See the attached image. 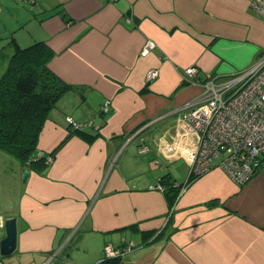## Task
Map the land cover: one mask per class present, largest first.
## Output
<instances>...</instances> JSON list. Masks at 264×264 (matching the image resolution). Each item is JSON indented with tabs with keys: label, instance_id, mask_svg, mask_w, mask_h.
I'll return each instance as SVG.
<instances>
[{
	"label": "crops",
	"instance_id": "1",
	"mask_svg": "<svg viewBox=\"0 0 264 264\" xmlns=\"http://www.w3.org/2000/svg\"><path fill=\"white\" fill-rule=\"evenodd\" d=\"M11 41L45 43L49 69L77 87L40 135L53 163L10 168L19 190L0 205V240L3 220L17 218L14 264H95L106 247L129 245L122 264H264V165L243 185L218 167L188 182L178 111L208 78L223 83L264 55V19L249 0H0L1 72ZM69 118L95 127L68 135Z\"/></svg>",
	"mask_w": 264,
	"mask_h": 264
},
{
	"label": "built area",
	"instance_id": "2",
	"mask_svg": "<svg viewBox=\"0 0 264 264\" xmlns=\"http://www.w3.org/2000/svg\"><path fill=\"white\" fill-rule=\"evenodd\" d=\"M249 4L264 19V0H249ZM152 46L149 43L147 48ZM197 74L195 66L186 70L188 77ZM157 76L158 71L153 69L147 80ZM204 86L201 95L178 110L186 128L182 153L189 156L190 173L194 177L218 167L233 182L243 185L255 177L264 164V55L254 66L233 78L223 83L208 78ZM68 121L75 127L80 126L72 118ZM53 161L54 157L48 155L47 163L50 165ZM174 209L175 206L167 218ZM132 248L133 245L108 246L105 256L122 257ZM0 264L3 263L0 261Z\"/></svg>",
	"mask_w": 264,
	"mask_h": 264
},
{
	"label": "trees",
	"instance_id": "3",
	"mask_svg": "<svg viewBox=\"0 0 264 264\" xmlns=\"http://www.w3.org/2000/svg\"><path fill=\"white\" fill-rule=\"evenodd\" d=\"M12 43V56L5 69L0 71V154L22 169L41 173L49 166L48 155L54 156L53 153H39L38 144L44 125L65 93L77 87L49 69L48 63L53 54L45 43L38 42L25 48ZM92 125L75 127L69 124L68 135L79 129L85 133L86 127H95ZM96 135L93 133V136ZM168 178L170 176L166 175L161 180L166 192L174 184ZM194 179L191 174L188 182ZM178 194L177 190L174 196ZM170 220V217L166 219L164 229ZM103 258L105 260L100 264H122L120 257Z\"/></svg>",
	"mask_w": 264,
	"mask_h": 264
},
{
	"label": "rangeland",
	"instance_id": "4",
	"mask_svg": "<svg viewBox=\"0 0 264 264\" xmlns=\"http://www.w3.org/2000/svg\"><path fill=\"white\" fill-rule=\"evenodd\" d=\"M6 41L7 40H3V43L1 44V46L2 45H4V44H6ZM1 46H0V48H1ZM2 69H0V71H1ZM83 125V124H82ZM3 157H1L0 158V160L2 159ZM161 158H162V156H161ZM151 160H152V162H154V160H156L155 159V157L154 156H151ZM182 163V161L181 160H179V161H176L175 162V164H178V165H180ZM183 163L185 164V167H187V173L189 172V167H188V165L183 161ZM182 163V164H183ZM9 168H6L7 169V171H6V173L4 174V175H2V177H0V205L3 203V200H5V199H8V201L11 203V204H13L14 202H15V196L18 194V190H19V186L17 185V183L15 184V183H13V181H11V175H12V171H11V166H15L14 165V161H9L7 164H6ZM154 165L156 166V168H158V166H157V164H155L154 163ZM264 165V164H263ZM184 170V169H183ZM180 169H174V170H172V173L178 178L179 177V179L181 178V175H180ZM168 173V172H167ZM166 173V174H167ZM183 173V175H184V178L186 177L185 176V174H184V172H182ZM149 174L152 176V177H154V176H156V174H155V172H153V171H151V172H149ZM187 175V174H186ZM182 181V180H181ZM170 212V211H169ZM169 214V213H168ZM167 214V215H168ZM165 218V217H164ZM163 218V219H164ZM165 220V219H164ZM76 239H74V241H75ZM70 246L72 245V243H70L69 244ZM15 254L16 253H14L11 257H7V258H2L1 256H0V258L3 260V262L2 263H4V264H14L15 263V261H14V256H15ZM66 258V257H65ZM62 261H57V263H56V261L53 263V264H58V263H61ZM36 264V263H35Z\"/></svg>",
	"mask_w": 264,
	"mask_h": 264
},
{
	"label": "water",
	"instance_id": "5",
	"mask_svg": "<svg viewBox=\"0 0 264 264\" xmlns=\"http://www.w3.org/2000/svg\"><path fill=\"white\" fill-rule=\"evenodd\" d=\"M91 122L92 121H90L88 125H92ZM22 177H23V182H26L29 178V171L24 170L22 173ZM3 226H4V237L0 240V256L2 258H7V257H11L17 250L18 238H19L17 218L10 217L7 218L6 220H3ZM52 258H54V256ZM112 258H116V257H112ZM112 258H106V259H112ZM104 260H105L104 258H101L99 262L95 264H100Z\"/></svg>",
	"mask_w": 264,
	"mask_h": 264
},
{
	"label": "clouds",
	"instance_id": "6",
	"mask_svg": "<svg viewBox=\"0 0 264 264\" xmlns=\"http://www.w3.org/2000/svg\"><path fill=\"white\" fill-rule=\"evenodd\" d=\"M105 258H107L106 256H104ZM122 257H120V259H121Z\"/></svg>",
	"mask_w": 264,
	"mask_h": 264
}]
</instances>
